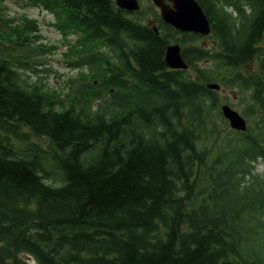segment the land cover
Wrapping results in <instances>:
<instances>
[{
  "label": "trees",
  "instance_id": "1",
  "mask_svg": "<svg viewBox=\"0 0 264 264\" xmlns=\"http://www.w3.org/2000/svg\"><path fill=\"white\" fill-rule=\"evenodd\" d=\"M23 1L73 37L79 73L49 86L57 47L0 11V264H264V0H196L209 44L153 5ZM173 42L187 69L167 67Z\"/></svg>",
  "mask_w": 264,
  "mask_h": 264
},
{
  "label": "rangeland",
  "instance_id": "2",
  "mask_svg": "<svg viewBox=\"0 0 264 264\" xmlns=\"http://www.w3.org/2000/svg\"><path fill=\"white\" fill-rule=\"evenodd\" d=\"M153 3L151 0H141L140 6L143 10L147 7V10H149V7L152 6ZM154 6V5H153ZM0 11L2 15L7 19H19L21 15H26L28 18H35L39 22V38L40 42H44L46 44H52L55 45L57 48L54 49V53L50 55L44 56V59L48 60V64L46 67H49V71L47 72H40V77L43 78V80L48 83L49 86L52 88H55L56 90H64V87H67L65 80L70 77L74 76L79 71L77 69H72L68 67L67 62L65 60V57L63 55V52L66 51L68 41H72L73 37H67L66 40L61 36L60 32L56 30L55 27L51 25V22L53 21V17L50 13L40 9L36 6H30L27 5L23 0H0ZM148 13V12H147ZM147 17H149L148 14H146ZM148 20L147 18H145ZM207 37V36H206ZM212 40L210 36H208L206 39L200 40V42L208 43ZM264 46V43H263ZM211 64V62H203L200 61V65H207ZM211 66V65H210ZM222 94L227 95L228 102H224L229 104L233 109L237 110L242 114V108L244 107L243 103L241 102L239 95L240 93L233 91L231 89H225ZM247 122L249 123V119H247ZM228 128V122L226 120ZM212 141V140H210ZM215 147V145L213 146ZM256 168L255 171L258 173H262L264 171V165L261 162H258L255 164ZM58 183V182H57ZM246 240V239H243ZM264 246V245H262ZM23 258L27 259L31 264H34L35 261L32 258H29L27 255L22 254Z\"/></svg>",
  "mask_w": 264,
  "mask_h": 264
},
{
  "label": "water",
  "instance_id": "3",
  "mask_svg": "<svg viewBox=\"0 0 264 264\" xmlns=\"http://www.w3.org/2000/svg\"><path fill=\"white\" fill-rule=\"evenodd\" d=\"M152 3L159 10L161 19L181 32H194L205 36L211 31L210 23L196 0H152ZM115 4L127 11L139 9V0H115ZM152 28L157 32L155 26ZM164 60L170 69H187L188 67L182 57L180 44L177 42L167 45ZM207 87L215 90L220 89V85L217 83H207ZM220 111L231 129L246 130L245 117L229 104L222 103Z\"/></svg>",
  "mask_w": 264,
  "mask_h": 264
}]
</instances>
